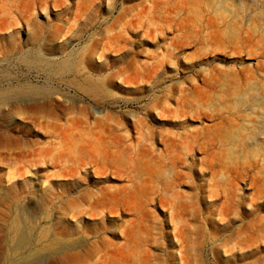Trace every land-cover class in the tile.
Masks as SVG:
<instances>
[{
    "label": "rangeland",
    "instance_id": "374dc122",
    "mask_svg": "<svg viewBox=\"0 0 264 264\" xmlns=\"http://www.w3.org/2000/svg\"><path fill=\"white\" fill-rule=\"evenodd\" d=\"M262 104L264 0H0V264H264Z\"/></svg>",
    "mask_w": 264,
    "mask_h": 264
},
{
    "label": "bare ground",
    "instance_id": "6f19581e",
    "mask_svg": "<svg viewBox=\"0 0 264 264\" xmlns=\"http://www.w3.org/2000/svg\"><path fill=\"white\" fill-rule=\"evenodd\" d=\"M219 4H220V3H219ZM242 94H243V93H242ZM45 95H46V94H45ZM245 95H246V94L244 93V96H245ZM38 96H39V95H38ZM241 96H242V95H241ZM242 97H243V96H242ZM242 97H241V99H244L246 96H245L244 98H242ZM237 99H238V97H237ZM237 99H235L234 102H236ZM238 100H239V99H238ZM246 100H247V99H245V101H246ZM245 101L242 102L243 105H245V103H246ZM256 101H257V100H256ZM250 102H252V101L250 100ZM236 103H237V102H236ZM247 103H248V102H247ZM255 103H256V102H255ZM243 105H242V106H243ZM262 105L264 106V104H262ZM257 106H258V104H257ZM262 109H264V108L262 107ZM262 114L264 115V112L261 113V115H262ZM263 115H262V116H263ZM263 117H264V116H263ZM263 119H264V118H263ZM227 139H228V140H235V138H231V137H229L228 135H227ZM255 140H257V139H255ZM255 140H254V143H255ZM256 142L258 143V141H256ZM259 143H260V142H259ZM259 143H258L257 145H259ZM252 144H253V143H252ZM255 145H256V144H255ZM258 147H259V146H258ZM263 147H264V146H263ZM259 149H262V148H259ZM259 149H257V151H258ZM262 150H263V149H262ZM263 152H264V151H263ZM20 160H21V158H20ZM20 160H19V161H20ZM21 162H22V161H21ZM39 197H41V196H39ZM41 198H42V197H41ZM41 198H40V200L43 199V198H42V199H41ZM43 200H44V199H43ZM43 200H42V201H43ZM67 208H68V207H67ZM67 208H66V209H67ZM69 208H70V207H69ZM70 209H71V208H70ZM71 210H72V209H71ZM67 211H68V210H67ZM71 212H72V211H71ZM63 215H64V214H63ZM64 225H66V224H64ZM66 226H67V225H66ZM70 228H71V227H70ZM64 229H65V228H64ZM71 230H72V229H71ZM68 233H69V232H68ZM69 234H70V233H69ZM41 235H42V234H41ZM11 236H12V235H11ZM44 236H45V235H44ZM70 237H71V236H70Z\"/></svg>",
    "mask_w": 264,
    "mask_h": 264
}]
</instances>
